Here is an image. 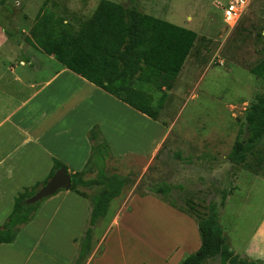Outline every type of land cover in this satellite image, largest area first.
<instances>
[{
    "label": "rangeland",
    "instance_id": "1",
    "mask_svg": "<svg viewBox=\"0 0 264 264\" xmlns=\"http://www.w3.org/2000/svg\"><path fill=\"white\" fill-rule=\"evenodd\" d=\"M101 1L0 0V33L13 41L12 49L18 52L19 45L25 46L31 37L34 20L40 11L62 20L71 32L76 33L88 22ZM105 1L137 8L191 30L197 38L171 89L148 91L152 106L159 113L157 120L151 121L163 127L152 130L154 141L163 129L168 130L157 156L146 161V158L133 155L115 159L110 153L111 157L106 160L104 169L107 175L117 174L133 182L111 203L104 221L93 229V242L99 245L97 252L110 249L111 253L116 252V262L118 257L122 264L121 247L115 248L113 244L118 231H111L114 220L111 218L119 207L124 206L130 193L146 194L147 185L155 183L172 187L165 198L153 196L183 215L196 230L195 220L207 215L208 204L217 200L222 191L230 189L231 194L220 211L219 224L227 245L243 248L264 217V138L247 155L244 164L235 165L228 156L236 142L246 139L245 113L264 93V82L250 73L264 59V0H253L231 30L222 21V8L229 0ZM19 33L23 36L18 38ZM6 50L7 47L3 46L0 53ZM4 58L0 57V71L10 64L18 65L21 59ZM141 128L143 125L139 119L136 143L143 154L149 153L152 143L150 139L148 143H142ZM99 168V165L90 166L83 173L84 179H94ZM80 190L92 197L103 187ZM43 202L37 206L35 216ZM63 208L57 214L49 208L42 212L36 227L40 233H36L33 239L41 240L43 245L49 244L53 248V257L62 254L59 250L63 249L68 237L70 240L72 235H83L89 219L87 216L83 221V215L71 204L69 207V200ZM141 208L138 203L134 204L133 218L130 222L124 221L120 238L125 248L131 246L125 241L132 244L141 240V244L136 243L139 250L146 253L148 246L162 253L161 248L167 249L170 238L182 234V230L164 233L160 223L171 218L182 228L183 222L174 214ZM196 233L199 238L198 231ZM70 249L69 246V253Z\"/></svg>",
    "mask_w": 264,
    "mask_h": 264
},
{
    "label": "crops",
    "instance_id": "2",
    "mask_svg": "<svg viewBox=\"0 0 264 264\" xmlns=\"http://www.w3.org/2000/svg\"><path fill=\"white\" fill-rule=\"evenodd\" d=\"M21 36L19 33L18 38ZM0 37V50L3 46L7 47L0 57L21 58L18 65L7 61L9 67L0 71V227L11 213L17 194L25 188L43 183L51 171L53 160L62 163L68 174L85 169L91 153L89 133L92 129L99 131L112 158L133 155L152 161L157 156L168 130L163 129L154 141L152 130L162 129V126L70 72L27 40V44L19 45V51L15 52L12 49L13 41L4 33H0ZM163 90L168 91L166 88ZM139 119L143 125L142 143H148V139L152 143L149 153L143 154L136 143ZM68 200L69 207L71 204L74 210L83 215V221L89 216V202L86 199L71 191L58 192L43 202L34 219L20 231L13 243L0 245V264H72L77 256V241L82 235H72L70 240L68 237L63 249L59 250L64 255L60 253L54 257L49 244L43 245L41 240L33 241L36 233H40L36 227L42 212L49 208L53 214H57L64 209L63 205ZM135 203L144 211L174 214L183 222L182 228L171 218L163 219L160 223L164 233L182 230V234L169 237L167 249L161 246L162 253L147 245L146 253L139 250L137 244H141V240L132 244L125 241L127 246L131 245L125 248L120 230L126 221L130 222L133 218ZM113 217L111 231H118V238L113 244L115 248L121 247L122 264H180L200 247V238L194 225H189L183 215L153 195L139 197L130 193L125 198L124 206L119 207ZM100 221H104V218L97 224ZM97 224L94 228H98ZM98 246V243L93 242L85 264H121L120 258H116L117 262L114 259L116 252L111 253L107 248L102 253L97 252ZM229 248L234 256L264 264V217L243 248ZM204 264H219V259H209Z\"/></svg>",
    "mask_w": 264,
    "mask_h": 264
},
{
    "label": "trees",
    "instance_id": "3",
    "mask_svg": "<svg viewBox=\"0 0 264 264\" xmlns=\"http://www.w3.org/2000/svg\"><path fill=\"white\" fill-rule=\"evenodd\" d=\"M196 38L191 30L141 13L134 7L103 0L91 19L76 33L71 32L62 20L40 11L28 42L47 56H52L70 72L156 121L159 113L153 108L148 91L171 88ZM250 73L264 82V59ZM245 126L246 139L236 142L228 156V160L235 165L244 164L247 155L264 138V93L247 109ZM89 141L91 153L87 166L81 172L70 174V191L86 199L90 208L87 227L79 240L77 256L72 264H85L92 251L95 225L106 216L111 203L133 182L128 177L106 174L104 165L111 156L108 145L96 128L90 131ZM92 165H99L100 168L94 179L86 180L83 173ZM62 168L67 170L62 163L53 160L51 171L43 183L17 194L11 213L0 227V245L13 243L19 232L34 219L40 203L24 207L23 202ZM94 187H103V190L92 197L80 190ZM147 190L146 194H136L139 197L155 195L165 198L172 187L155 183L147 185ZM230 194V189L222 191L217 200L208 204L207 215L195 220L200 247L180 264H204L213 258H218L219 264H262L239 258L229 251L219 215Z\"/></svg>",
    "mask_w": 264,
    "mask_h": 264
},
{
    "label": "water",
    "instance_id": "4",
    "mask_svg": "<svg viewBox=\"0 0 264 264\" xmlns=\"http://www.w3.org/2000/svg\"><path fill=\"white\" fill-rule=\"evenodd\" d=\"M71 176L67 170L62 168L54 173V175L29 198L23 202L24 207L36 205L60 191H70Z\"/></svg>",
    "mask_w": 264,
    "mask_h": 264
},
{
    "label": "built area",
    "instance_id": "5",
    "mask_svg": "<svg viewBox=\"0 0 264 264\" xmlns=\"http://www.w3.org/2000/svg\"><path fill=\"white\" fill-rule=\"evenodd\" d=\"M253 0H229L222 8L223 23L231 30Z\"/></svg>",
    "mask_w": 264,
    "mask_h": 264
}]
</instances>
